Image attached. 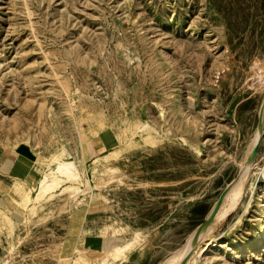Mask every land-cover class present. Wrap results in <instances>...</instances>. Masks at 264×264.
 <instances>
[{
    "label": "rangeland",
    "instance_id": "1",
    "mask_svg": "<svg viewBox=\"0 0 264 264\" xmlns=\"http://www.w3.org/2000/svg\"><path fill=\"white\" fill-rule=\"evenodd\" d=\"M263 107L264 0H0V146L36 165L0 180V264H163L258 132L262 169L192 264H264Z\"/></svg>",
    "mask_w": 264,
    "mask_h": 264
},
{
    "label": "bare ground",
    "instance_id": "2",
    "mask_svg": "<svg viewBox=\"0 0 264 264\" xmlns=\"http://www.w3.org/2000/svg\"><path fill=\"white\" fill-rule=\"evenodd\" d=\"M264 108V107H263ZM261 120L263 123V110H261ZM260 130V129H259ZM257 134V133H256ZM261 136V132H258V134L255 136L253 142L251 143L247 154H245V158L243 159L244 162L241 164V171L236 179H234L230 184L229 188L226 191L223 200L217 209L213 219L206 223L200 231L196 235V240L199 238L200 235H203V240L205 242L206 246H209V244L213 243L216 240V237L213 235L214 228L222 222L225 218L228 217L229 214L233 213L238 209V207L242 204L244 194L249 187L248 185V179L250 174H256L258 172L257 168L255 170L253 159H249V154L251 152V149L253 148L254 144L259 140ZM256 167V166H255ZM56 174L58 177L65 179V180H78L80 178V171L75 161L68 160V161H61L58 163L56 167ZM51 176L49 173H45L42 180L41 185L44 189V192L50 191L54 189V187L59 186V182L57 181H51ZM31 198L29 196V193L25 190L24 197L20 202L23 204V208H29ZM212 210V209H211ZM211 212V211H210ZM195 232L192 233L191 236H189L188 240L182 246L179 250L175 251L171 256H169L163 264H180L182 260L185 258L186 261L184 264H192L194 260L196 259L197 255L204 249V246H199L198 249L193 254V249L196 246V241L194 244H192V238L194 236ZM138 233L136 234L135 240L129 241L126 244L115 246L114 255L116 257L126 255L128 254L129 250L131 249L132 245L135 243V241L138 238ZM192 253V254H191Z\"/></svg>",
    "mask_w": 264,
    "mask_h": 264
},
{
    "label": "crops",
    "instance_id": "3",
    "mask_svg": "<svg viewBox=\"0 0 264 264\" xmlns=\"http://www.w3.org/2000/svg\"><path fill=\"white\" fill-rule=\"evenodd\" d=\"M35 168V163L22 158L16 148L0 146V180L2 184L10 185L13 179L26 178L34 173Z\"/></svg>",
    "mask_w": 264,
    "mask_h": 264
},
{
    "label": "water",
    "instance_id": "4",
    "mask_svg": "<svg viewBox=\"0 0 264 264\" xmlns=\"http://www.w3.org/2000/svg\"><path fill=\"white\" fill-rule=\"evenodd\" d=\"M258 126H262L261 114H259V116H258ZM260 140H261V137L259 138V140L256 142V144H254L253 148L251 149V152H250L249 157H248L249 159H253V158H254V156H255V154H256V151H257V149H258V146H259ZM235 177H236V176H235ZM228 188H229V184L226 185V186L221 190V192L219 193V195H218V197H217V199H216V201H215V203H214V206H213L211 212L209 213V215H208L206 218H204V219H203V220L197 225V228H196V230H195V234H194V236H193V238H192V244L195 243V241H196V235H197V233L200 231V229H201L206 223H208L209 221H211V220L213 219V217H214V215H215L217 209L219 208V206H220V204H221V202H222V200H223V197H224L226 191L228 190ZM186 259H187V258H185L184 260H182V262H181L180 264H184L185 261H186Z\"/></svg>",
    "mask_w": 264,
    "mask_h": 264
}]
</instances>
